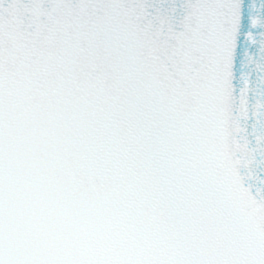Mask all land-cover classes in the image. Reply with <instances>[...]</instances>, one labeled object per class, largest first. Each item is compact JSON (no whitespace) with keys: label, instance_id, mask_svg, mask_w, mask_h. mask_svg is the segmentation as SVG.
I'll return each mask as SVG.
<instances>
[{"label":"snow or ice","instance_id":"6c2138e0","mask_svg":"<svg viewBox=\"0 0 264 264\" xmlns=\"http://www.w3.org/2000/svg\"><path fill=\"white\" fill-rule=\"evenodd\" d=\"M0 264H264V0H0Z\"/></svg>","mask_w":264,"mask_h":264}]
</instances>
